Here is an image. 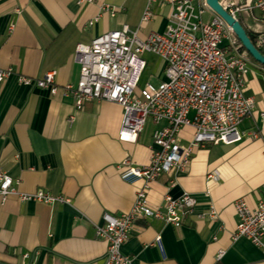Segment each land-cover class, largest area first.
<instances>
[{
    "label": "crops",
    "instance_id": "1",
    "mask_svg": "<svg viewBox=\"0 0 264 264\" xmlns=\"http://www.w3.org/2000/svg\"><path fill=\"white\" fill-rule=\"evenodd\" d=\"M103 5L113 13L101 10ZM147 5L148 0H0V69L14 71L0 83V169L17 181L21 193L42 190L69 199L68 204H44L11 195L0 203V264L103 263L107 244L96 237L95 225L102 224L103 213L129 212L144 185L142 180L123 181L118 166L125 158L136 166L148 163L157 126L148 120L134 143L120 141L121 106L99 100L77 110L62 88L78 80L73 61L77 44H90L123 26L138 29L142 39L151 31L162 33L170 6L150 3L149 20L141 23ZM214 15L208 11L205 19ZM236 16L247 32L259 40L264 36V12L242 10ZM141 59L145 67L139 87L151 83L156 62L158 84L165 80L160 58L145 54ZM248 60L245 95L255 107L238 128L258 137L198 148L184 172L162 174L149 183L150 207H162L164 196L177 198L184 192L197 204L178 228L155 218L139 219L122 247L130 264H264L261 249L246 238L232 239L234 202L243 198L254 208L264 190V66ZM48 71L55 72L54 95L17 80L18 75L37 78ZM192 134V127L183 128L180 143L186 145ZM211 208L216 218H199ZM219 251L224 255L217 260Z\"/></svg>",
    "mask_w": 264,
    "mask_h": 264
},
{
    "label": "built area",
    "instance_id": "2",
    "mask_svg": "<svg viewBox=\"0 0 264 264\" xmlns=\"http://www.w3.org/2000/svg\"><path fill=\"white\" fill-rule=\"evenodd\" d=\"M154 1L148 0L141 23L149 20V4ZM159 1L170 6L167 26L162 33L151 31L142 39L138 29L123 26L96 36L90 44H77L73 61L79 67L78 80L75 85L62 88L63 95L72 98L77 110L87 102L99 100L121 106L120 141L134 143L148 120L157 126L148 163L136 166L125 158L118 166L123 181L142 180L144 185L136 192L129 212L120 216L103 213L102 224L95 225L96 237L107 244L102 264L131 263V258L122 253V247L139 219L155 218L178 228L194 214L197 202L187 192L177 198L166 195L162 207H150L146 202L149 183L162 174L172 177L184 172L198 148L218 143L230 145L258 137L257 132H243L238 128L240 122L252 114L255 103L245 95L249 60L235 48L237 42L231 36L230 27L217 15L205 19L210 11L205 0ZM220 4L235 18L242 10L264 12V0L247 4L220 0ZM101 10L114 11L107 5L101 6ZM223 40L228 41L224 47ZM145 54L162 60L165 80L157 85L146 82L139 87L145 67L141 57ZM13 73L11 68L0 69V83ZM17 80L25 86L49 89L51 95L58 91L54 71L37 78L18 75ZM262 116L264 118V113ZM185 127H192L193 134L188 143L182 145L180 132ZM208 178L216 181L217 175L209 174ZM16 184V180L0 169V203L11 195L22 202L69 203L63 196L42 190L21 193ZM234 210L237 224L232 239L246 238L264 253V190L254 208L239 198L234 202ZM205 217L216 218L215 210L211 208L199 215L201 219ZM155 241L159 245L160 237ZM223 255L224 252L219 251L216 259L220 260Z\"/></svg>",
    "mask_w": 264,
    "mask_h": 264
},
{
    "label": "water",
    "instance_id": "3",
    "mask_svg": "<svg viewBox=\"0 0 264 264\" xmlns=\"http://www.w3.org/2000/svg\"><path fill=\"white\" fill-rule=\"evenodd\" d=\"M208 8L219 18H221L228 27H230L232 34L237 41L244 48L246 53L258 64L264 66V55L259 52L255 45L251 42L245 29L240 24L237 18L232 16L225 8L220 4V0H205Z\"/></svg>",
    "mask_w": 264,
    "mask_h": 264
},
{
    "label": "trees",
    "instance_id": "4",
    "mask_svg": "<svg viewBox=\"0 0 264 264\" xmlns=\"http://www.w3.org/2000/svg\"><path fill=\"white\" fill-rule=\"evenodd\" d=\"M241 24V23H240ZM242 25V24H241ZM244 28V27H243ZM245 29V28H244ZM245 31H246V29H245ZM246 33H247V35H248V37L250 38V40H251V42L255 45V47L259 50V52L261 53V54H263L264 55V36L259 40L258 39V37L257 36H254V35H252V34H250L249 32H247L246 31ZM237 40V39H236ZM237 43L239 44V49L242 51V52H244L245 53V55L249 58V59H251V60H253L247 53H246V51L244 50V48L241 46V44L239 43V41H237ZM254 61V60H253Z\"/></svg>",
    "mask_w": 264,
    "mask_h": 264
},
{
    "label": "rangeland",
    "instance_id": "5",
    "mask_svg": "<svg viewBox=\"0 0 264 264\" xmlns=\"http://www.w3.org/2000/svg\"><path fill=\"white\" fill-rule=\"evenodd\" d=\"M225 1V0H223ZM211 11V10H210ZM234 38V37H233ZM236 40V39H235ZM237 42V40H236ZM223 43L224 44H227L228 41L227 40H223ZM235 48L239 50L240 53H244L242 52L240 49H239V44L236 43L235 45ZM245 54V53H244ZM158 66H159V62H156V66L152 69V72H151V77L149 78V81L154 84V85H157L158 84V80L156 79V75H157V71H158ZM147 75V74H146ZM143 79L145 78V74L143 75L142 77Z\"/></svg>",
    "mask_w": 264,
    "mask_h": 264
}]
</instances>
